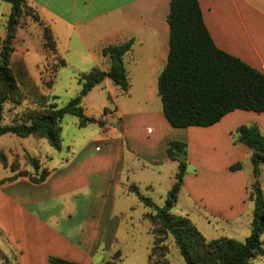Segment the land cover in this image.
I'll list each match as a JSON object with an SVG mask.
<instances>
[{
  "label": "crops",
  "instance_id": "crops-1",
  "mask_svg": "<svg viewBox=\"0 0 264 264\" xmlns=\"http://www.w3.org/2000/svg\"><path fill=\"white\" fill-rule=\"evenodd\" d=\"M26 3L50 28L55 39V56L63 59L66 66L67 55H74L77 73L94 67L107 70L110 60L102 56L101 49L131 40V49L123 58L129 87L123 91L114 85L117 93L129 99L116 104V125L102 128L104 121L102 125L91 123L107 132L98 140L101 145L94 146L98 149L68 151L53 164L45 163L49 173L40 183L26 177L0 183L3 264H49L51 256L99 264L102 260H98L97 254L105 248L112 250L118 221L131 209L119 195L133 193L129 191L130 185H152L156 179L153 174L160 171L166 173L168 185H172L178 164L166 153L172 140L193 137L206 149L187 151L193 168L187 167L178 195L185 191L190 202L206 216L233 220L242 215L247 204V185L255 178L249 180L242 168L232 170L230 166L242 159L250 160L251 150L242 143L232 147L230 134L240 125L256 124L264 135V112L235 109L211 126L176 129L162 115L163 111L158 112L149 104L150 93L154 88L157 91L158 76L167 61L169 0H26ZM198 3L214 44L264 73V0H198ZM10 10V4L0 0V41ZM31 23L37 22L27 18L26 28L30 29ZM37 25L41 35L42 29ZM41 45V36L34 43L19 25L11 62L17 57L31 73V60L36 59L39 64L43 61ZM110 82L106 78L93 87L82 104L96 88L106 89L107 100L113 101ZM101 131L96 135L102 134ZM223 147L228 149L225 154ZM261 167L258 182L264 196V186L259 180ZM112 188L117 190L114 192Z\"/></svg>",
  "mask_w": 264,
  "mask_h": 264
},
{
  "label": "trees",
  "instance_id": "trees-1",
  "mask_svg": "<svg viewBox=\"0 0 264 264\" xmlns=\"http://www.w3.org/2000/svg\"><path fill=\"white\" fill-rule=\"evenodd\" d=\"M2 1L8 2L11 10L0 43V135L9 133L19 137H42L51 147L59 150L62 142L60 123L64 115L75 116L79 127L90 122L103 124L100 119L87 117L83 113V98L93 87L108 78L123 91L128 89L129 76L123 58L131 49L132 41L103 47L101 54L109 58L110 67L107 70L94 67L77 73L80 90L64 105L58 107L50 104L28 113L23 122L2 124L4 103L14 100L18 95L11 54L15 30L23 15H31L41 25L44 46L55 51V39L50 28L39 20L26 0ZM167 23L169 49L166 64L158 76L157 93L164 117L172 127L211 126L235 109L264 112V73L214 44L198 0H169ZM63 66L65 61L59 59L56 67ZM235 132L237 142L251 150L250 162L256 178L249 193L253 201L250 233L244 241L229 237L208 240L188 218L171 213L186 171V143L182 141L172 140L166 148L167 156L176 160L178 167L163 206H158L150 197L143 195L137 186L129 187V191L152 211L147 216L155 224L154 242L163 243L162 238L170 234L186 264H254V257H264V196L258 182L260 166L264 165V135L256 124L240 125ZM29 160L35 173L19 171L0 179V183L19 177H26L34 183L44 181L49 171L40 167L34 157ZM239 168V162L230 166L232 170ZM163 250L166 248L163 247ZM147 260V264H150L151 253H148ZM49 264L81 263L51 256Z\"/></svg>",
  "mask_w": 264,
  "mask_h": 264
},
{
  "label": "rangeland",
  "instance_id": "rangeland-1",
  "mask_svg": "<svg viewBox=\"0 0 264 264\" xmlns=\"http://www.w3.org/2000/svg\"><path fill=\"white\" fill-rule=\"evenodd\" d=\"M27 18L30 21L37 22L31 15L25 14L20 20V25L30 34V39L34 43L41 36L42 45L40 46V52H42L43 61L39 64L36 59H32L30 66L33 68L31 73H28L24 62L17 57L13 58L11 67L17 78L18 95L14 100L4 103L2 124L23 122L26 120L28 113L39 111L50 104H56L60 107L80 90V85L76 78L78 70L74 69V63L76 64L78 61L74 60V55L72 56L69 53L67 55L66 66L57 68L56 65L60 58H56L54 50L44 46L42 34L39 35L38 33L40 31L37 25L39 24L38 22L36 24L31 23L30 29L26 28ZM108 88L110 89L113 101L107 100L108 91L106 89L99 91L96 88L88 94V100H85L83 104L84 115L105 122L101 126L102 128H108L112 124H117L114 108L117 103H123L129 99L124 94L117 93L116 86L113 83L110 82ZM150 97L151 99L149 100L148 96L149 104L156 107L157 111L162 113V104L155 88L150 93ZM105 108L106 110H104ZM110 113L111 115H109ZM76 121L77 118L71 114H66L62 118L60 123L62 146L59 150L51 147L47 140L42 137H19L9 133L0 135V179L12 176L19 171L35 173L29 160L30 157H34L38 161L39 166L44 167L45 163L46 165L53 164L56 158L66 155L68 151H84V147L87 151H92L95 148L94 146H100L101 143L98 140L102 136H106L107 132L101 131L99 129L100 126L91 124L97 122H90L87 127H78ZM98 130L102 133L99 136L96 135ZM232 132L233 134H230V142L231 146L235 147L241 143L237 142L235 130ZM92 141L95 142L89 146ZM178 141L186 143V170L187 167L192 170L193 165H189L190 161L187 151H205L206 149L202 148L199 141L193 137L190 139L183 138ZM222 151L225 154V151H228V149L225 150L223 147ZM49 157L52 158V161L48 160ZM239 163L249 180L251 178L253 180L255 176L250 160L242 159ZM261 166L262 170L259 180L264 186V165ZM153 175L156 179H153L152 185L142 183L138 186V189L143 195L150 197L155 204L163 206L171 185H168L166 173L163 171L157 174L154 173ZM254 181H251L247 185V196L245 198L247 204L242 215L233 220L206 216L201 209L195 207L190 202L184 193L185 191L178 195V200L170 211L176 216H183L192 221L208 240L229 237L238 241H244L250 233L253 201L249 198V193ZM112 190L115 192L117 189L112 188ZM119 196L126 202L127 208L130 207L131 209L127 210L125 215L118 221L116 235L112 241V244L115 246H112V244V247L110 245L107 246L108 248L111 247L112 250L109 252L105 248L97 254L98 260H102L99 264H147L148 253H151L150 264H186L170 234L162 238L164 240L163 243L158 242L156 244L154 242L153 229L155 228V224L148 217L152 213L150 208L145 206L133 193ZM248 205L249 208H247ZM204 215L209 218L206 219ZM262 239H264V235H262ZM163 247L166 250H163ZM252 262L254 264H264V257L256 256L252 259ZM0 264L3 263L0 261Z\"/></svg>",
  "mask_w": 264,
  "mask_h": 264
}]
</instances>
